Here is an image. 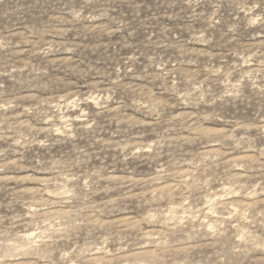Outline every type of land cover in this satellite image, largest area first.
I'll return each instance as SVG.
<instances>
[{
	"label": "rangeland",
	"instance_id": "obj_1",
	"mask_svg": "<svg viewBox=\"0 0 264 264\" xmlns=\"http://www.w3.org/2000/svg\"><path fill=\"white\" fill-rule=\"evenodd\" d=\"M243 2L0 0V264H264Z\"/></svg>",
	"mask_w": 264,
	"mask_h": 264
},
{
	"label": "clouds",
	"instance_id": "obj_2",
	"mask_svg": "<svg viewBox=\"0 0 264 264\" xmlns=\"http://www.w3.org/2000/svg\"><path fill=\"white\" fill-rule=\"evenodd\" d=\"M238 14H242V17L251 24L264 25V0H244L238 5Z\"/></svg>",
	"mask_w": 264,
	"mask_h": 264
}]
</instances>
